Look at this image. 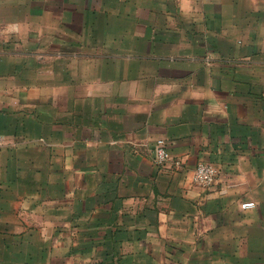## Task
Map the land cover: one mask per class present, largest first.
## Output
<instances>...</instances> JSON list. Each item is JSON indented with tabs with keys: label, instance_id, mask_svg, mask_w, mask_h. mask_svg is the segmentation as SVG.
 <instances>
[{
	"label": "crops",
	"instance_id": "1",
	"mask_svg": "<svg viewBox=\"0 0 264 264\" xmlns=\"http://www.w3.org/2000/svg\"><path fill=\"white\" fill-rule=\"evenodd\" d=\"M3 1L0 264H264V64L241 0Z\"/></svg>",
	"mask_w": 264,
	"mask_h": 264
},
{
	"label": "rangeland",
	"instance_id": "2",
	"mask_svg": "<svg viewBox=\"0 0 264 264\" xmlns=\"http://www.w3.org/2000/svg\"><path fill=\"white\" fill-rule=\"evenodd\" d=\"M247 3L251 4V7H247ZM240 4L242 7L235 8L238 11L239 15L245 17V19L249 22L248 24L239 21V39L241 41H245L247 37L254 36V33L257 35L255 39V44L260 48L263 53L260 57V62L256 58L255 61L257 64H264V0H241ZM229 8V7H228ZM0 9L6 12V4L5 2L0 3ZM249 18V19H248ZM243 20V19H242ZM255 37V36H254ZM1 42V39H0ZM241 43V42H239ZM261 57H263L261 59ZM55 264H65L63 262H57Z\"/></svg>",
	"mask_w": 264,
	"mask_h": 264
},
{
	"label": "built area",
	"instance_id": "3",
	"mask_svg": "<svg viewBox=\"0 0 264 264\" xmlns=\"http://www.w3.org/2000/svg\"><path fill=\"white\" fill-rule=\"evenodd\" d=\"M172 160V157L169 153L168 146L165 141L159 140L156 142V158L155 163L157 165H164L167 162ZM179 166L181 163L176 162ZM218 175L217 169L208 163H200L195 169L193 180L198 186L201 187H211L214 185ZM243 211H249L256 208L254 202H244L240 205Z\"/></svg>",
	"mask_w": 264,
	"mask_h": 264
}]
</instances>
